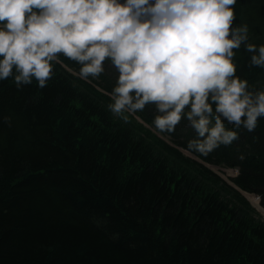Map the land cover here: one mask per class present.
Here are the masks:
<instances>
[{
  "label": "trees",
  "instance_id": "obj_1",
  "mask_svg": "<svg viewBox=\"0 0 264 264\" xmlns=\"http://www.w3.org/2000/svg\"><path fill=\"white\" fill-rule=\"evenodd\" d=\"M234 12L264 45V0ZM234 51L236 76L264 91V68ZM60 60L44 88L0 80V264H264V221L202 163L237 169L231 183L264 208V119L254 132L225 122L238 139L199 161L180 150L196 138L186 119L159 133L149 104L125 123L105 72L84 80Z\"/></svg>",
  "mask_w": 264,
  "mask_h": 264
},
{
  "label": "clouds",
  "instance_id": "obj_2",
  "mask_svg": "<svg viewBox=\"0 0 264 264\" xmlns=\"http://www.w3.org/2000/svg\"><path fill=\"white\" fill-rule=\"evenodd\" d=\"M236 0H0V80L44 88L62 55L97 78L111 60L118 78L108 110L129 115L155 105L153 125L173 133L186 119L196 133L190 153L207 155L254 132L264 119V91L236 76L235 51L264 68V45L234 26ZM187 110V111H186Z\"/></svg>",
  "mask_w": 264,
  "mask_h": 264
},
{
  "label": "rangeland",
  "instance_id": "obj_3",
  "mask_svg": "<svg viewBox=\"0 0 264 264\" xmlns=\"http://www.w3.org/2000/svg\"><path fill=\"white\" fill-rule=\"evenodd\" d=\"M103 67H104L103 73L105 72L104 73V76L106 78H108L109 83L111 82V84H113V83L116 84V80L118 78V72H117V70L113 67V65L108 64V63H106V64L104 63ZM113 86H115V85H113ZM151 130H152V128H151ZM157 135L159 137H161L162 139H164L166 142H168V143L171 144V137L170 136H168V135H165L164 136V135H161V134H158V133H157ZM182 151L184 152L183 154L186 155V156L191 155V154H189L190 152H188L186 150H182ZM206 165L208 167H210L213 171H215L218 175H220V177H222V179L225 180L228 184L233 185L231 183V178H234V176L237 174V170L235 168L219 167V166L212 165V164H206ZM227 171H230L232 175H227V173H226ZM246 193H248V192L242 191V195L249 202V205L251 206V208L254 209V217L255 218H258V220H260V221H264V216L261 213H259L257 211V209L252 205L251 200H249L246 197V195H245ZM257 197H258L259 202H260V197L259 196H257ZM260 205H261V203H260Z\"/></svg>",
  "mask_w": 264,
  "mask_h": 264
},
{
  "label": "bare ground",
  "instance_id": "obj_4",
  "mask_svg": "<svg viewBox=\"0 0 264 264\" xmlns=\"http://www.w3.org/2000/svg\"><path fill=\"white\" fill-rule=\"evenodd\" d=\"M226 173L227 175H232L230 171H227ZM245 195L249 200H251L252 205L257 209V211L264 216V208L260 205L259 199L257 197L258 195L254 193H246Z\"/></svg>",
  "mask_w": 264,
  "mask_h": 264
},
{
  "label": "water",
  "instance_id": "obj_5",
  "mask_svg": "<svg viewBox=\"0 0 264 264\" xmlns=\"http://www.w3.org/2000/svg\"><path fill=\"white\" fill-rule=\"evenodd\" d=\"M232 186H234L237 190H239V192H241L240 189H238L235 185H232ZM241 193H242V192H241Z\"/></svg>",
  "mask_w": 264,
  "mask_h": 264
}]
</instances>
